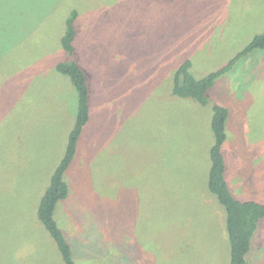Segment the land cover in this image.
Wrapping results in <instances>:
<instances>
[{
	"label": "rangeland",
	"instance_id": "374dc122",
	"mask_svg": "<svg viewBox=\"0 0 264 264\" xmlns=\"http://www.w3.org/2000/svg\"><path fill=\"white\" fill-rule=\"evenodd\" d=\"M75 8L93 120L57 221L76 264H230L207 188L212 106L229 113L232 193L264 203V50L218 78L207 105L173 96L172 79L187 60L202 79L242 52L264 32V0H0V264H63L37 207L77 114L56 71ZM247 260L264 264V219Z\"/></svg>",
	"mask_w": 264,
	"mask_h": 264
},
{
	"label": "trees",
	"instance_id": "16d2710c",
	"mask_svg": "<svg viewBox=\"0 0 264 264\" xmlns=\"http://www.w3.org/2000/svg\"><path fill=\"white\" fill-rule=\"evenodd\" d=\"M81 12V9L75 8L66 19V30L60 43L68 59L63 60L56 66V71L68 78L76 90L77 114L74 125L67 137L65 152L52 173L37 207V218L56 243L63 264H76L78 259L73 251L69 236L59 226L57 208L71 196L66 173L77 158L82 139L91 124V120H93L91 78L86 68L76 58L78 52L76 41L80 36L77 24L81 18ZM254 50H264V32L256 35L245 49L225 66L216 72L210 73L205 78H195L191 72V61H185L173 75V96L182 99H193L201 105H207L210 98L209 91L216 80L231 71L241 58L246 57ZM228 116L227 108L218 104L212 106L210 128L213 138L209 150L210 165L207 173V188L217 198L225 211L230 264H249L247 256L252 249L258 225L264 219V203L242 201L237 199L231 191L227 178V159L224 153V147L228 139L226 132ZM108 254L103 258H106ZM138 255L139 253H130L131 259L135 261ZM118 256V253L113 254V257L110 258L111 264L116 263L115 260Z\"/></svg>",
	"mask_w": 264,
	"mask_h": 264
}]
</instances>
